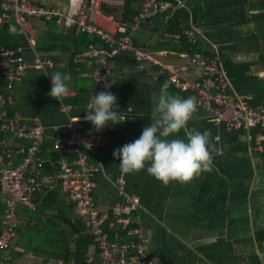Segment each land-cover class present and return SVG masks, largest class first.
<instances>
[{
    "label": "crops",
    "instance_id": "1",
    "mask_svg": "<svg viewBox=\"0 0 264 264\" xmlns=\"http://www.w3.org/2000/svg\"><path fill=\"white\" fill-rule=\"evenodd\" d=\"M31 1L58 7L71 16L78 15L89 2ZM127 1L109 7H115L120 18L133 14L127 33L132 34L138 46L179 66L183 78L201 79V67L185 50L191 43L187 39L183 43L185 36L181 34L182 26L200 28L197 44L219 58L230 92L255 109L264 108V0H161L162 12L137 21L141 0L131 3L133 13L127 9ZM28 23L33 29L31 44L21 23L10 18L0 31V45L25 47L28 67L14 86L11 110L25 120L38 119L45 127L47 155L43 156L50 168L57 167L59 151L49 148L56 139L94 137L98 142L84 145L83 150L99 167L95 173L98 208L109 210L117 204L137 201L130 215L142 230L152 264H264V153L252 149L247 131L213 122L197 104L188 127L200 132L210 130L215 149L211 152V172L202 173L187 185L172 181L168 187L147 173L148 165L140 172L122 175L120 160L113 153L140 138L150 125L153 94L159 95L167 72L147 61L118 56L113 61L110 92L118 98L115 111L126 121L109 123L96 131L85 117L95 90L94 73L100 67L97 56L88 52L105 47L100 36L97 34L100 40L96 43L90 41L92 38L82 39L80 31L57 19L33 18ZM121 29L120 24L118 33ZM37 57L40 64H34ZM57 71L71 76L70 93L60 104L48 95L52 87L50 75ZM169 94L182 98L197 95L195 88L177 83L170 85ZM71 120L78 121L79 126L70 128ZM3 138L11 144L18 143L12 136L1 137L0 143ZM176 138L186 139L184 131ZM65 155L74 166L78 153L68 151ZM59 183L63 194L51 196L48 205L41 202L40 192L34 195V208L19 206V227L10 248L2 253L6 264H47L51 259L66 264L50 256L52 236L67 220L65 213L58 214V208L73 202ZM0 198L1 219V202L4 205L5 201L1 182Z\"/></svg>",
    "mask_w": 264,
    "mask_h": 264
},
{
    "label": "built area",
    "instance_id": "2",
    "mask_svg": "<svg viewBox=\"0 0 264 264\" xmlns=\"http://www.w3.org/2000/svg\"><path fill=\"white\" fill-rule=\"evenodd\" d=\"M126 0H89L76 16L63 14L58 7L37 4L31 0H0V31L4 23L17 19L32 43L29 19L63 22L66 27H75L80 32L96 33L105 44L101 49L90 50L95 54L100 67L94 73L95 90L91 97L102 91H110L114 62L110 57L127 51L135 60L149 62L167 72L170 80L182 87L196 90V101L213 122L223 123L231 130H245L252 143V149L264 153V108L255 109L234 96L229 90V81L217 56L192 51L194 62L202 69V78L188 80L182 77L180 67L163 61L156 53L135 43L131 33L118 37L120 22L113 14L103 11V6L123 5ZM163 11L161 0H141V10L135 20L151 19ZM181 34L192 46L202 34L200 28L182 26ZM25 47L0 45V138L12 136L19 141L9 143L5 138L0 143V182L5 194V206L0 226V253L9 249L19 227L20 205L35 207L34 195L53 187L61 181L62 189L75 204V212L83 218L85 226L93 236V243L87 251V259L98 257L96 264H152L146 239L140 226L134 225L131 211L137 208V201L117 204L109 210H99L95 188V173L98 165L90 160L83 150L84 145L96 144L94 137H79L62 141L56 139L52 146L59 151L57 169L52 174L43 172L48 160L43 156L46 129L38 119L25 120L12 112L13 89L26 71L28 64L24 55ZM37 57L34 64H40ZM90 102V101H89ZM70 128L79 126L71 120ZM77 152L73 166L65 153ZM6 257L0 254V264H6ZM47 264H64L62 260L48 261Z\"/></svg>",
    "mask_w": 264,
    "mask_h": 264
},
{
    "label": "clouds",
    "instance_id": "3",
    "mask_svg": "<svg viewBox=\"0 0 264 264\" xmlns=\"http://www.w3.org/2000/svg\"><path fill=\"white\" fill-rule=\"evenodd\" d=\"M50 76L52 87L48 95L60 104L70 93L71 76L58 71ZM169 87L170 83L165 81L159 95L153 94L151 123L143 129L140 138L113 153L120 160L122 175L140 172L148 165L147 173L165 187L172 181L187 185L202 173L211 172V152L215 150L210 141V130L200 132L188 127L197 110L196 97L171 95ZM117 99L110 91L96 93L90 98L85 119L96 131H101L109 123L126 121H122L121 113L115 111ZM181 130L186 139L176 138Z\"/></svg>",
    "mask_w": 264,
    "mask_h": 264
},
{
    "label": "trees",
    "instance_id": "4",
    "mask_svg": "<svg viewBox=\"0 0 264 264\" xmlns=\"http://www.w3.org/2000/svg\"><path fill=\"white\" fill-rule=\"evenodd\" d=\"M132 2H134V0H128L127 6H126L127 9L129 10V12H131V13H133L132 10L130 9V7H131L130 5ZM103 9L105 12L113 14V16L120 22L122 29L119 31L118 37H121L122 35L126 34L128 32V30H127V28H129L128 26L132 23L133 14L130 13L131 17H130V15H127V16H123L120 18L119 16L116 15L117 9L115 7L103 6ZM140 10H141V8L139 9V11L137 13H139ZM80 38H82V39L92 38L90 41H92L94 43H96L97 41L100 40V38L97 34H91L88 32H81ZM186 41H187L186 37H184L182 42L186 43ZM11 46H13V45H11ZM185 50H187L188 52H191V53L193 50H198V51H201L205 54L209 53L207 50H203V48H201L198 44H196L195 46H192L191 44L186 45ZM118 56H120V57L124 56V57H129L130 59H133V56L131 53L124 51V52H121L119 54H115L114 56L110 57V60L115 61ZM164 76L165 77H164L163 81H167L170 83V85H173L174 82H172L170 80L169 76L166 73L164 74ZM49 146H50L49 148H52V144ZM45 150H46V146L44 145L43 146V155L45 154L44 153ZM53 153H55L56 157H57L58 152H56V150H55V151H53ZM55 154H54V156H55ZM46 155L47 154H45L44 156H46ZM54 156L52 158H54ZM56 169L57 168H55V167L50 168V165L48 162V163H45L44 168H43V172L44 173H54V170H56ZM59 182H61V181H58L57 182L58 185H56L54 188L48 190L47 192H41L40 193L41 202L43 204H47V202L50 200L51 196H56V195L60 196L63 194L61 192V189H60L61 184ZM0 200H2V198H0ZM4 206H5V201H4V205H3V202H1L2 215H1V219H0V226H1L2 218H3V214H4ZM58 210H59L58 214L59 213H65L67 220H64L62 222V220L58 218V222L59 223L62 222V224H64V225H63L62 229L57 233L58 236H57V234L52 236L53 248H50V256H53L54 258H58V259H63L66 264H96V262L98 261V257H94L91 262L87 261V255L86 254H87L89 247L93 243V236H92V234H90L91 232L89 231L87 226H85L83 218L78 216L75 213V211H74L75 210V204L73 202H70V203H68V205L64 209L62 207H59ZM69 211H71L70 215H68V213H67ZM72 211H74V215H72ZM0 254L2 255V253H0ZM48 257H49V255H48Z\"/></svg>",
    "mask_w": 264,
    "mask_h": 264
},
{
    "label": "rangeland",
    "instance_id": "5",
    "mask_svg": "<svg viewBox=\"0 0 264 264\" xmlns=\"http://www.w3.org/2000/svg\"><path fill=\"white\" fill-rule=\"evenodd\" d=\"M3 252H6V251H3ZM3 252H2V253H3Z\"/></svg>",
    "mask_w": 264,
    "mask_h": 264
}]
</instances>
